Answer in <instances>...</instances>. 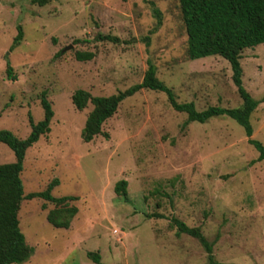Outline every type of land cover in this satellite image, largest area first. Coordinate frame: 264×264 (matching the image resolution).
Masks as SVG:
<instances>
[{
	"label": "rangeland",
	"instance_id": "obj_1",
	"mask_svg": "<svg viewBox=\"0 0 264 264\" xmlns=\"http://www.w3.org/2000/svg\"><path fill=\"white\" fill-rule=\"evenodd\" d=\"M31 1L0 0V130L25 139L28 116L35 124L43 119L45 94L50 132L25 153L23 193L44 191L56 179L51 195L76 198L70 205L77 214L68 229H55L46 221L54 205L22 201L19 229L33 249L23 264H95L91 252L99 264H208L195 239L175 235L171 218L200 229L215 263L264 264V162L233 120L183 127L186 115L164 94L141 90L119 105L100 135L81 140L92 106L75 110L72 94L115 95L141 83L147 61L178 104L191 102L197 111L241 105L226 61L187 59L178 0H147L161 13L152 34L156 20L142 0ZM18 28L22 36L12 47ZM76 53L93 58L77 61ZM240 65L243 88L258 102L251 139L264 146V44L245 50ZM13 162L0 143V165ZM121 180L125 200L113 190Z\"/></svg>",
	"mask_w": 264,
	"mask_h": 264
},
{
	"label": "trees",
	"instance_id": "obj_2",
	"mask_svg": "<svg viewBox=\"0 0 264 264\" xmlns=\"http://www.w3.org/2000/svg\"><path fill=\"white\" fill-rule=\"evenodd\" d=\"M50 0H32L38 7L48 4ZM149 5L156 20L155 27L149 32L154 33L162 24L161 13L152 2L142 0ZM181 21L186 34V55L189 61H196L209 57H220L226 61L231 70V81L241 100V105L234 109L208 107L197 111L193 103L178 104L171 89L167 88L156 77L155 67L147 61V69L140 84L117 92L109 97H92L83 90H76L71 96V104L77 111H81L89 104L92 110L88 114L81 131V140L89 143L101 134V126L117 111L119 105L127 98L141 90L162 93L166 96L170 108L177 113L186 115L185 127L190 123L204 124L210 119L227 117L240 126L247 138V143L258 154L257 162H264V146L251 139L252 127L249 122L251 114L256 109L255 101L243 88L241 55L245 50L253 49L264 44V0H178ZM21 29L18 28L14 45L21 39ZM98 41L118 43V39L110 36H98ZM146 45L149 39L142 40ZM13 49V48H11ZM77 61H89L91 53H76ZM11 68L5 72L10 80H15ZM40 105L43 110V119L33 123L28 116L30 126L29 135L21 140L14 137L9 131L0 130V143L8 147L14 156L11 164L0 165V264H23L33 254V249L26 244L19 229L18 211L24 200L40 199L54 205L46 215V221L55 229H68L77 214L76 207L70 203L76 201L74 197L54 198L52 189L58 184L52 180L44 191L24 195L21 173L26 151L41 137L50 132V123L53 111L45 94L40 96ZM126 182L121 180L115 183L114 193L117 197L126 199ZM151 218L163 219L161 215H151ZM170 224L176 230L177 237L181 235L195 239L207 255L208 264L215 263L212 257V244L199 228H190L182 221L171 218ZM87 258L99 264L97 253H88Z\"/></svg>",
	"mask_w": 264,
	"mask_h": 264
}]
</instances>
